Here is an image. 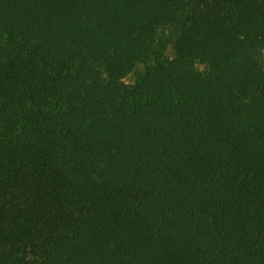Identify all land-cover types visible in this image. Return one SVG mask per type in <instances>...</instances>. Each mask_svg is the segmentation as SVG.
Instances as JSON below:
<instances>
[{"label": "trees", "instance_id": "trees-1", "mask_svg": "<svg viewBox=\"0 0 264 264\" xmlns=\"http://www.w3.org/2000/svg\"><path fill=\"white\" fill-rule=\"evenodd\" d=\"M263 50L264 0H0V264H264Z\"/></svg>", "mask_w": 264, "mask_h": 264}, {"label": "rangeland", "instance_id": "rangeland-1", "mask_svg": "<svg viewBox=\"0 0 264 264\" xmlns=\"http://www.w3.org/2000/svg\"><path fill=\"white\" fill-rule=\"evenodd\" d=\"M165 41H166V53L168 56H170L171 58H175L178 54H177V49L175 46V35L173 33H171V30L166 29L165 30ZM260 60L262 65L264 66V50L262 51L261 55H260ZM191 65L198 71L200 72H205L209 70V65L204 63L203 61H201L200 59H192L190 61ZM146 69L145 65H139L138 67V72H143ZM137 71H132L131 73H129L125 78L124 81L128 84H133L135 83L136 79H137V75H138Z\"/></svg>", "mask_w": 264, "mask_h": 264}]
</instances>
